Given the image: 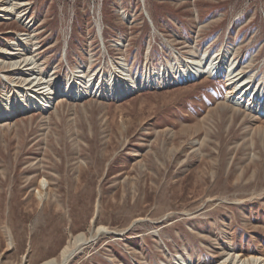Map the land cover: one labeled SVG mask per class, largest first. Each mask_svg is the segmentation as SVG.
<instances>
[{"label":"rangeland","instance_id":"obj_1","mask_svg":"<svg viewBox=\"0 0 264 264\" xmlns=\"http://www.w3.org/2000/svg\"><path fill=\"white\" fill-rule=\"evenodd\" d=\"M9 1L26 5L0 11V264L264 258V116L226 77L178 81L230 55L234 86L264 90V0ZM87 74L99 92L68 96ZM47 84L62 96L31 106Z\"/></svg>","mask_w":264,"mask_h":264},{"label":"bare ground","instance_id":"obj_2","mask_svg":"<svg viewBox=\"0 0 264 264\" xmlns=\"http://www.w3.org/2000/svg\"><path fill=\"white\" fill-rule=\"evenodd\" d=\"M25 5L26 4L24 2L11 3V1H9V5L1 8L0 11L5 12V14L14 15L15 12H18L19 8ZM24 14L25 12L19 11L18 17L22 19L24 17ZM196 58H197L196 60L187 61L184 63V65H182L179 71V76L177 75L179 82L181 83L188 82V81L196 80V79L203 78V77H214V78L226 77L229 88L233 89V90H230L229 93L227 94L228 100L246 109L254 110L258 112V114L264 116V105L256 106V101L260 100L261 95L264 94V90L260 88H252V89H250V87L247 88L248 83L242 84V86H240L241 82L239 81V78L237 77L240 74V72L239 73L236 72L237 67L235 68L236 63L234 62V60L229 61L230 55H226V57L224 56L219 57L217 55L211 57L208 53H205L203 55L197 54ZM226 58H228V60H226ZM32 59L31 58L26 59L28 61L27 64L36 65L35 60H32ZM15 63L16 61L14 62V64ZM125 64L126 63H123L121 66H119V68H121V70L124 71L123 73L127 71ZM175 66L169 65L168 73L171 70H173ZM85 78L87 79L89 78L88 83L84 87L78 86L77 84L70 86L68 96L82 98V97L92 96L94 95V93L97 94L99 92L100 84H98V81L96 80L97 77H95L92 74H89V76L84 77V79ZM168 81L170 82V78L166 75L165 71L163 72L158 71L152 77L147 79L146 82L149 85H154V86L156 85L158 87H162V85L163 86L167 85ZM245 81H246V78L243 79V83ZM236 82H240V84L239 85L237 84V86H234ZM121 83L124 84L123 81H121ZM130 85L131 84L129 83L127 84L128 87H130ZM239 87L241 88L239 89ZM45 88H46L45 89L46 93L45 92L35 93L30 98L31 106L35 105V107H37L38 109L47 110L50 107H52V104L54 103V100L57 97L62 96V95H59L60 94L59 91L53 90L50 84H47ZM135 89L136 88H133V87L125 89L124 95L134 92ZM113 94H115V91H113ZM76 240H77V245H78L79 242H84V237L82 236L77 237ZM73 252L74 250H69L68 247H66L62 252V255H63L62 262L63 263L66 262V260H68V257L72 255ZM178 264H190V263L180 258L178 261ZM221 264H264V258L260 256H253L251 258H247V259L245 258L242 260L239 257H236L234 259H230L228 257Z\"/></svg>","mask_w":264,"mask_h":264},{"label":"water","instance_id":"obj_3","mask_svg":"<svg viewBox=\"0 0 264 264\" xmlns=\"http://www.w3.org/2000/svg\"><path fill=\"white\" fill-rule=\"evenodd\" d=\"M146 16H147L148 20H149L150 22H152V21H151V19L148 17V14H147V12H146Z\"/></svg>","mask_w":264,"mask_h":264}]
</instances>
